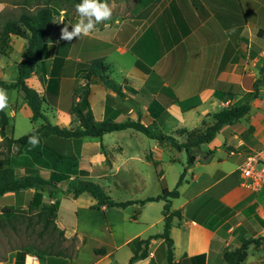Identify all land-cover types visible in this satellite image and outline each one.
<instances>
[{
  "label": "crops",
  "instance_id": "crops-1",
  "mask_svg": "<svg viewBox=\"0 0 264 264\" xmlns=\"http://www.w3.org/2000/svg\"><path fill=\"white\" fill-rule=\"evenodd\" d=\"M103 2L110 7L111 17L98 23L96 32L79 37L105 44L102 50L108 52L103 61L108 69L104 76L112 80L119 93L106 88L97 78L91 81L89 103L95 121L139 120L160 133L163 132L157 128L169 121L172 130L168 134L181 129L190 131L202 128V123L211 125L212 115L224 107L244 104L257 83V96L250 101L247 115L232 125H224L210 142L201 144L193 165L187 168L178 196L170 203V209L181 214L171 221L170 237L174 261L183 256L204 255V264H225V250L239 248L246 240H258L248 246L240 264H264V185L257 191L248 189L237 171L246 155L264 145V75L261 73L264 0ZM7 7L8 4L0 1V15ZM65 22L63 27L71 30L74 22L69 19ZM61 28V25H52L46 41L47 57L38 63L26 82L39 95L47 90L51 102L59 105L46 108L51 124L75 127L77 122L66 112V107L79 100L88 62L79 56L84 40L79 37L61 40ZM24 47V39L10 35L8 54L0 56V80L15 81L16 65L23 57ZM114 53L133 56L131 67L119 82L108 76L112 66L105 64ZM49 80L58 81L55 93H50ZM5 92L14 97L12 102L7 100L6 107L12 137V119L21 115L31 121V111L20 92ZM173 109L178 114L173 116ZM123 131H118L119 138ZM105 135L69 141L70 152L78 165L76 172L69 174V181L102 182L105 186L100 187L116 202L158 196L160 193L124 198L108 195L111 188L127 189L129 184L144 189L146 177L137 168L142 155L127 154L130 146L104 144ZM159 143L174 149L168 143ZM50 153L58 160L56 154ZM160 153L155 157L146 155L145 160L155 167L161 192L162 184L171 189L161 169L165 161ZM32 168L46 178L53 169L36 162ZM16 172L21 175L23 170L16 168ZM64 183L58 185L61 190ZM33 193L29 189L23 197L13 193L0 197V264H28L30 256L36 258L34 264H127L133 255L135 240L162 231L163 201L110 208L87 194L63 193L52 197L43 194V205H56L54 224L62 231L63 239L60 242L40 240L34 250L28 249L27 226L20 216L28 209ZM28 210L38 212L37 207ZM12 231L18 235L23 233L22 242L15 235H9ZM46 246L49 247L44 250ZM100 249L104 252H95ZM147 253L146 259L138 258L133 264H168L161 239L151 240Z\"/></svg>",
  "mask_w": 264,
  "mask_h": 264
},
{
  "label": "trees",
  "instance_id": "trees-1",
  "mask_svg": "<svg viewBox=\"0 0 264 264\" xmlns=\"http://www.w3.org/2000/svg\"><path fill=\"white\" fill-rule=\"evenodd\" d=\"M34 3L35 9L20 14L17 20L6 19L0 28V55H5L8 50L10 35L18 36L25 40L23 57L16 65V79L7 83L0 80V89L17 90L23 95V100L31 111V121L38 122L39 125L26 135L17 139L10 137L11 124L10 118L4 110H0V197L13 193L21 197L26 190H34L33 198L28 203V209L38 208L36 221L41 225L42 232L56 233L57 241L63 239L62 231L58 230L54 224L56 216V205H43L42 195L47 193L50 197L63 193L58 187L69 178V174L75 171V157L70 152L69 141L79 140L84 137L101 138L105 134L123 131L127 129L134 130L148 139L158 142L168 143L177 151H184L186 155L185 167L180 177L171 190H168L165 184L161 185V192L156 197H150L141 201L116 202L112 200L104 190L96 183L91 181H69L66 191L74 196L87 194L93 197L99 204L110 208H125L133 203L145 204L147 202L163 201L162 217L163 226L159 234L150 235L144 239L133 242V255L127 264L140 258L146 259L148 256L147 247L151 240L161 239L166 249V260L168 264H204L205 256L186 257L174 261L173 243L170 237L171 221L173 218H180L179 211H172L170 203L172 199L178 196V188L183 183V177L187 168L193 165L201 144L208 143L220 131L224 125H232L247 115L250 108V101L257 96V83H254V91L251 92L245 103L240 106L229 105L212 115L213 123L203 125L202 128L193 130H177L174 134H163L154 131L149 126L143 125L139 120L132 121L127 119L123 122H112L109 120L95 121L90 109L89 85L94 78H97L106 88L119 93L118 88L112 80L106 78L104 73L107 67L104 65L103 58L108 50L102 42L95 39H83L84 45L81 48L79 56L82 60H87L88 66L84 75L85 85L79 93V100L66 107V112L70 114L77 122L75 127H61L51 124L46 117V108H57L59 105L51 102V98L46 91L39 95L33 88L27 84V80L33 75L38 63L47 57V38L50 34L51 23L55 14V6L61 10H68L70 7L76 9L80 0H29ZM104 0H101L103 2ZM74 57L75 53H71ZM139 66V63H136ZM146 70V69H143ZM264 75V68L261 71ZM50 93H55L58 81H50ZM32 137L38 139L34 146L29 141ZM50 152L56 154L58 160ZM49 161V163H48ZM33 162L40 166L49 168L52 171L46 178L32 168ZM16 168L23 170L18 175ZM56 241V240H52ZM258 240L243 241L241 246L236 249H228L223 253L225 264H240L247 255V248L251 243H257ZM49 246L44 247L47 250ZM50 250V249H49ZM96 253L104 252L102 249L96 250Z\"/></svg>",
  "mask_w": 264,
  "mask_h": 264
},
{
  "label": "rangeland",
  "instance_id": "rangeland-1",
  "mask_svg": "<svg viewBox=\"0 0 264 264\" xmlns=\"http://www.w3.org/2000/svg\"><path fill=\"white\" fill-rule=\"evenodd\" d=\"M6 4H8V7L5 9V11L0 15V28L3 22L6 19L11 20H17L21 13L23 12H29L35 9L34 3L29 0H0ZM55 7V14L54 18L51 23L55 27H59L60 25L63 27L66 22L65 20H70L71 22L77 23L79 20V14L77 13L76 9L74 7L68 8V10H61L59 9L56 4H53ZM98 24L95 26V29L93 31L96 32ZM8 54V53H6ZM2 56V54L0 55ZM1 59V58H0ZM113 62L114 66L111 64ZM133 62V56L129 53L124 54L123 56H120L117 53H114L108 60H106L105 64L111 65L112 69L110 70L109 77L113 79L115 82L122 81L125 74L127 73L128 69L131 67V64ZM119 69H122L123 71L120 72ZM22 95V94H21ZM8 102L14 101L13 96H7ZM6 114L9 113L8 108H4ZM178 114V110L173 109L171 114L174 116L175 114ZM181 114V113H180ZM173 116L171 119H173ZM173 121V120H172ZM14 122V129L12 132V137L17 139L23 135L28 134L32 127H36V124L31 123V121L23 116H17L16 119H12V123ZM169 122V121H168ZM165 123L162 127L157 128L158 130H161L163 133L168 134L172 130V124ZM187 124V123H186ZM188 125V124H187ZM119 132L106 134L104 136V144H121L122 146H130L129 152L127 154H137L142 155V160L140 163H137V168L139 171L145 175L146 177V186L144 189H137L134 188L129 184L127 189H117L111 190V194L108 195H121L122 198H124L125 195H157L160 193V187L158 184V178H157V172L154 173L155 167L148 164L145 160L146 155H152L153 157L158 156L159 152L161 151V156L165 163H162L161 169L163 171L165 182L170 186V189H173L180 177V174L183 170V164L186 160L185 153L178 152L174 149L169 148L166 146V144L159 143L155 140H150L141 134L135 133L132 130H126L121 132L122 137L119 138ZM131 135H134V137H131ZM157 145H160L157 148ZM159 149V150H158ZM204 150V148H202ZM110 159V157H108ZM76 159V158H75ZM107 160V158H106ZM77 165V162L75 163ZM78 166V165H77ZM76 168V167H75ZM158 171V169L156 168ZM76 171V170H75ZM81 171V170H79ZM86 175V171L83 170ZM19 174V173H18ZM190 175H188L187 178H189ZM108 178V177H107ZM112 180V179H111ZM69 178L65 181V187L62 189L63 193H67L66 188L68 184ZM75 181V180H74ZM92 182L97 183L99 186H105L104 183L99 181L91 180ZM108 193V191L106 190ZM63 193H59L58 195H64ZM47 195V193H44ZM20 213V212H18ZM21 219H23V222L27 226V231L25 232V240L26 244L28 246V249H35V245L38 241H51L56 240V233L51 232H42L43 234L40 235L39 231L41 230V225L37 223L36 221V215L33 211H30L26 209V211L21 212ZM15 220L18 219V217L14 218ZM9 222H11V218H8ZM1 221V220H0ZM22 222V221H21ZM15 235L16 239L19 238L20 242H22L21 235L23 234L20 232V235H18V232L10 233L9 235L12 236ZM12 241L15 242V239H12Z\"/></svg>",
  "mask_w": 264,
  "mask_h": 264
},
{
  "label": "clouds",
  "instance_id": "clouds-1",
  "mask_svg": "<svg viewBox=\"0 0 264 264\" xmlns=\"http://www.w3.org/2000/svg\"><path fill=\"white\" fill-rule=\"evenodd\" d=\"M75 7L80 18L71 26V30L68 27L60 29V39L63 41H72L81 35L88 36L98 23L108 20L112 14L108 4L101 0H80ZM7 100L5 90L0 89V110L8 106ZM29 142L35 146L38 139L32 137Z\"/></svg>",
  "mask_w": 264,
  "mask_h": 264
},
{
  "label": "built area",
  "instance_id": "built-area-1",
  "mask_svg": "<svg viewBox=\"0 0 264 264\" xmlns=\"http://www.w3.org/2000/svg\"><path fill=\"white\" fill-rule=\"evenodd\" d=\"M237 171L245 187L253 191L259 190L264 185V145L259 150L246 155ZM29 258H26L28 264L36 262L35 257Z\"/></svg>",
  "mask_w": 264,
  "mask_h": 264
}]
</instances>
